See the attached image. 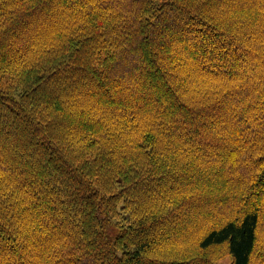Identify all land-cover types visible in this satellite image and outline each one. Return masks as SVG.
Wrapping results in <instances>:
<instances>
[{
  "label": "trees",
  "instance_id": "obj_1",
  "mask_svg": "<svg viewBox=\"0 0 264 264\" xmlns=\"http://www.w3.org/2000/svg\"><path fill=\"white\" fill-rule=\"evenodd\" d=\"M227 257L264 264V0H0V264Z\"/></svg>",
  "mask_w": 264,
  "mask_h": 264
},
{
  "label": "rangeland",
  "instance_id": "obj_2",
  "mask_svg": "<svg viewBox=\"0 0 264 264\" xmlns=\"http://www.w3.org/2000/svg\"><path fill=\"white\" fill-rule=\"evenodd\" d=\"M48 21V20H47ZM35 22H38L37 20H35ZM46 24H47V22H46ZM46 24H45V26H46ZM105 93H101V95H99V97L98 98H100V99H104L105 98V95H104ZM47 95L49 96V88H48V93H47ZM54 97V96H53ZM53 99H59L57 96H55ZM60 100V99H59ZM170 102V101H169ZM168 102V106H167V108L168 109H173V110H177V111H179L180 110V108L173 102L172 104L171 103H169ZM205 209V208H204ZM177 230V229H176ZM178 230H180V228L178 229ZM181 232V231H180ZM183 232H185V231H183ZM149 236H151V234L149 235ZM173 236H171V233L170 234H166L165 236H162V238H158L159 240H161V239H171ZM164 241V240H163ZM163 241H161V242H163ZM168 241V240H167ZM159 242V241H158ZM161 242H159V244L161 243ZM230 257H227V258H224L223 260H221L220 261V263L221 264H230Z\"/></svg>",
  "mask_w": 264,
  "mask_h": 264
}]
</instances>
